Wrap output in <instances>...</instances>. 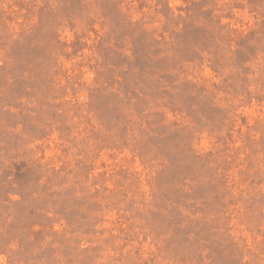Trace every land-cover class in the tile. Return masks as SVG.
<instances>
[{
    "label": "rangeland",
    "instance_id": "1",
    "mask_svg": "<svg viewBox=\"0 0 264 264\" xmlns=\"http://www.w3.org/2000/svg\"><path fill=\"white\" fill-rule=\"evenodd\" d=\"M0 264H264V0H0Z\"/></svg>",
    "mask_w": 264,
    "mask_h": 264
}]
</instances>
